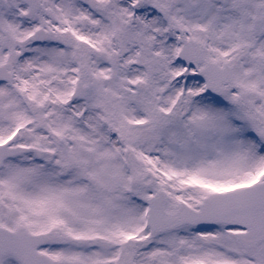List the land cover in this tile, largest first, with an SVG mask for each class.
I'll return each instance as SVG.
<instances>
[{"label":"snow or ice","instance_id":"snow-or-ice-1","mask_svg":"<svg viewBox=\"0 0 264 264\" xmlns=\"http://www.w3.org/2000/svg\"><path fill=\"white\" fill-rule=\"evenodd\" d=\"M0 264H264V0H0Z\"/></svg>","mask_w":264,"mask_h":264}]
</instances>
